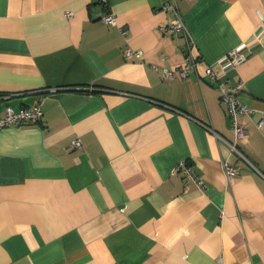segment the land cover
<instances>
[{
  "label": "crops",
  "instance_id": "crops-1",
  "mask_svg": "<svg viewBox=\"0 0 264 264\" xmlns=\"http://www.w3.org/2000/svg\"><path fill=\"white\" fill-rule=\"evenodd\" d=\"M240 44L236 140L204 65ZM40 98L0 129V264H264V0H0V115Z\"/></svg>",
  "mask_w": 264,
  "mask_h": 264
},
{
  "label": "built area",
  "instance_id": "built-area-1",
  "mask_svg": "<svg viewBox=\"0 0 264 264\" xmlns=\"http://www.w3.org/2000/svg\"><path fill=\"white\" fill-rule=\"evenodd\" d=\"M173 8V7H172ZM99 19L108 25H115V16L112 13H106L99 16ZM122 34H126V29L119 27ZM168 34H173L174 32L185 31V26L182 18L177 14L166 28ZM244 44H240L235 48L229 50L219 61L214 63H209L204 65V73L209 76V79L216 83V87L219 92L220 100L225 106L226 112L231 122V127L234 131L236 140L246 136V128L242 121L239 120L241 114H247L249 109L245 104H243L239 98L238 94L240 92V83L235 85L230 84L227 80L220 78V71L229 67L237 66L244 59L245 55L242 52ZM125 58H139L141 53L139 50H134L130 47H126L123 50ZM196 60L191 62V65L187 64L183 67L178 74L184 75L186 69L189 66L197 64ZM165 76L167 78L172 77L176 71L174 70H164ZM42 98L39 99L34 105L21 108L19 110H13L10 106H6L4 112L0 115V129L9 126H18L22 123H34L41 119L42 117ZM261 125V121L257 122V126ZM225 141V140H224ZM230 147V151L235 153L241 160L251 164L246 155L237 147L235 142H226ZM72 146L80 148L82 142L80 139L74 140ZM222 169L224 175L228 181H231L236 173L239 171V166L231 164L227 159L222 160ZM182 171L185 174L186 180H194L198 184L200 183L199 176L195 175L192 168L187 164L186 160H180L174 167V172Z\"/></svg>",
  "mask_w": 264,
  "mask_h": 264
}]
</instances>
